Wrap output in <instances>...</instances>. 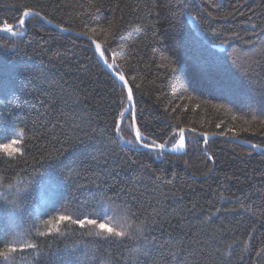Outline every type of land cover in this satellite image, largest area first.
<instances>
[{"label":"trees","instance_id":"obj_1","mask_svg":"<svg viewBox=\"0 0 264 264\" xmlns=\"http://www.w3.org/2000/svg\"><path fill=\"white\" fill-rule=\"evenodd\" d=\"M25 8L69 32H0V241L38 246L14 264H264V150L193 133L264 148V0H0V27ZM74 33L124 74L141 142L188 129L184 151L139 148L125 87ZM116 206L139 241L73 223Z\"/></svg>","mask_w":264,"mask_h":264},{"label":"snow or ice","instance_id":"obj_2","mask_svg":"<svg viewBox=\"0 0 264 264\" xmlns=\"http://www.w3.org/2000/svg\"><path fill=\"white\" fill-rule=\"evenodd\" d=\"M32 10L25 8L21 14V16L18 19V24L20 28H24L26 26V19L25 17L32 15ZM45 19H47L45 17ZM51 23V21H48ZM3 27L0 28V31H5L12 33L13 35L17 34L16 32H13L14 25L11 23L7 22H2ZM96 49L98 51L101 50V45L99 43L96 44ZM101 55H104V52L101 51ZM115 64V61L113 60L112 64H109L108 67L111 68ZM116 75L121 81H125V76L124 74L117 72ZM126 83V81H125ZM127 101L129 104L132 103L134 97H133V90L131 88L127 89ZM125 116V112H120L119 117H120V122L116 124V130L119 132L121 130V125L123 123V118ZM131 116V121H132V127L135 130V135L137 141H142L145 139V137L142 136L141 132L139 131L138 128H136V115L134 112L130 113ZM22 132V130H21ZM179 139L172 144L173 149H183L185 147V137H184V129L180 128L179 129ZM123 138V137H121ZM13 144L18 143V141L13 140ZM131 143V141H129ZM144 147L148 149H164L166 144L165 143H158L156 141H150L148 143L143 144ZM255 147V146H253ZM4 150L7 152L9 156L13 154V152H18L19 149H12L11 151L9 150V145H4L3 146ZM209 159H212V157H209ZM118 211L115 213V219L112 217H109L108 220L111 221V225L109 226L108 222H102L103 217L101 218V221H97L96 219H89V218H84V219H77L73 221V223L78 224L80 226H84L85 224L88 225H93L95 226L98 230L96 232H89L88 235H94V236H102L105 239L109 238H125L128 235H130L129 228L132 225V221L130 220L128 216V210L127 207H120L116 206ZM241 207H244V205H241ZM250 210V209H249ZM72 218L69 216L62 215L59 217L60 221H69ZM19 235L23 236L25 233L21 232ZM40 235H43V233H40ZM0 243H4V248L0 249V257H2L6 262H9V264H14V260L11 257L12 253H15L17 251L23 252L26 249H37V244L35 243H20L18 246L13 243H9L7 240L0 241Z\"/></svg>","mask_w":264,"mask_h":264},{"label":"water","instance_id":"obj_3","mask_svg":"<svg viewBox=\"0 0 264 264\" xmlns=\"http://www.w3.org/2000/svg\"><path fill=\"white\" fill-rule=\"evenodd\" d=\"M32 13H33L32 15H29V16L25 17V19H27L30 16L35 15L38 18H40L43 22H45L46 24H48L49 26L55 28L57 31H59V32H69V31H66V30L62 29L61 27H59V26H57V25H55L53 23H49L48 20H46L43 16L39 15L38 13H36L34 11H32ZM13 25H14V28L17 27V26H19L18 22L15 23V24H13ZM2 27H0V28H2ZM0 32L9 33V32H5V31H0ZM74 34L86 38L92 44L93 50H94V52H95V54L97 56L98 61L105 67V69L111 74V76L115 80L119 81L125 87L126 92H127V89L129 88V85L127 83V80L125 79L126 83H125V81H121L118 78V76L116 75L117 72L113 69V67H111V68L108 67L109 64L105 61L104 56L101 55V50L98 51L96 49L97 42L94 41V40H92V39H90V38H88V37H86V36H83V35H80V34H77V33H74ZM128 110H131V112H134L135 113L134 101H132L131 104H129V102H128ZM119 122H120V119H119ZM133 131H134V135H135V130L133 129ZM186 131H190V130L184 129V133ZM193 133H195L198 136H200V138H202L204 140V144L208 140H210V139L220 138V139H224V140H227V141H230V142H234V143L243 145V146H245V147H247V148H249L251 150H255V151H262V150H264V148H262V147H260V146H258L256 144H252L250 142H247V141H244V140H241V139H238V138L230 137V136H221V135H217V134L197 133V132H194V131H193ZM135 138H136V135H135ZM137 142H138L139 148H141V149H148V148H146V147L143 146V144H145V143H143L141 141H137ZM148 142H150V141L149 140H146V143H148ZM253 146H255V147H253ZM156 150L164 151V152H168V153L178 154V153H181L182 151H184L185 150V147L183 149H173L172 147H165L164 149H156Z\"/></svg>","mask_w":264,"mask_h":264},{"label":"clouds","instance_id":"obj_4","mask_svg":"<svg viewBox=\"0 0 264 264\" xmlns=\"http://www.w3.org/2000/svg\"><path fill=\"white\" fill-rule=\"evenodd\" d=\"M145 230H146V222L144 221H141L139 223L133 222L129 228L130 235H128L127 237L134 242L139 241L143 237ZM143 251L144 249L142 246H140L139 244H134V246L131 247L129 250V255L130 257L135 258L140 254H142Z\"/></svg>","mask_w":264,"mask_h":264},{"label":"rangeland","instance_id":"obj_5","mask_svg":"<svg viewBox=\"0 0 264 264\" xmlns=\"http://www.w3.org/2000/svg\"><path fill=\"white\" fill-rule=\"evenodd\" d=\"M12 147H13V145H12Z\"/></svg>","mask_w":264,"mask_h":264}]
</instances>
